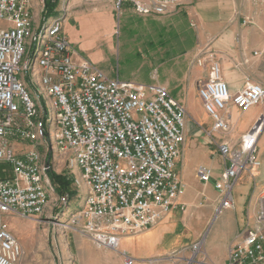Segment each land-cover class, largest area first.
Here are the masks:
<instances>
[{
	"label": "built area",
	"instance_id": "built-area-1",
	"mask_svg": "<svg viewBox=\"0 0 264 264\" xmlns=\"http://www.w3.org/2000/svg\"><path fill=\"white\" fill-rule=\"evenodd\" d=\"M104 1L118 10L129 4L145 16L168 15L185 4ZM73 53L60 18L44 16L37 22L33 0H0V214L17 213L42 224L41 216L54 206L49 204L56 192L50 172L61 157L77 169L74 183L82 198L79 209L62 221L70 201L61 197L59 210L49 214L53 223L64 222L99 248L116 251L123 237L151 229L178 207L183 184L176 164L188 114L164 87L110 78L87 59L74 61ZM203 55L206 60L198 63L208 62L207 77L198 95L211 120L204 134L224 164L213 184L219 193L217 216L233 208L232 190L241 175L261 166L257 144L264 116L232 142L228 111L245 112L263 103L264 89L246 79L232 93L215 54L206 50ZM195 176L209 183L213 173L199 166ZM203 245L204 238L197 239L169 257L177 264H214ZM21 254L18 240L0 225V264H17ZM122 255L124 264H134ZM223 264H264V186Z\"/></svg>",
	"mask_w": 264,
	"mask_h": 264
},
{
	"label": "rangeland",
	"instance_id": "rangeland-1",
	"mask_svg": "<svg viewBox=\"0 0 264 264\" xmlns=\"http://www.w3.org/2000/svg\"><path fill=\"white\" fill-rule=\"evenodd\" d=\"M40 1L33 0L34 19L37 22L42 21L47 11L44 0L43 3ZM196 1L198 0H190V3L193 5ZM201 1L205 4L209 0ZM49 5L52 8L49 19H61L63 32L74 51L73 57L87 59L110 78L156 83L164 87L185 106L188 120L196 128L200 127L202 135L208 141L204 131L209 130L211 120L205 114L198 95V90L207 77L208 65L207 61L201 65L198 61L206 58L203 52L208 48L202 45L198 35L199 24L190 13L187 14L185 9L180 8L168 15L145 16L135 12L129 4L124 3L118 10L104 0H50ZM42 7L43 10L40 11ZM17 77L22 78L20 73ZM25 80L27 92L32 95L34 88L27 77ZM262 104L264 102L257 104L256 110L261 109ZM230 109L233 129L229 137L235 142L239 139L242 128L251 120L253 111L237 114ZM203 146L206 150L213 148L217 151L208 142ZM203 160L220 174L224 165L221 157L216 153H208ZM182 166L183 170L188 169L187 160ZM54 172L72 178L71 188L75 194L70 197L68 192L56 191L49 202L54 204L53 208L43 213L46 216H41L42 224L17 213L0 214L1 224L12 232L22 247L17 264H124L122 254L133 258L134 264H177L175 259H170L171 253L156 258L149 257L159 253L158 251L180 249L191 242L199 227L201 230L198 239L204 238V253L210 260V256L216 260L223 247L229 246L243 227L248 217L246 211L250 197L261 184L264 185V176L258 173L259 169L251 174L244 173L232 190L234 209L224 210L216 217L214 212L205 225L199 224V217L193 214V218H189L192 222L187 228L182 226L181 218L188 215L191 209L187 207L184 212L173 210L168 215L169 224L166 223V227L169 230H165L167 233L163 234V244L158 245L156 235L148 234L152 227L123 237L118 249L113 251L99 248L92 239L64 222L53 223V218L50 217L52 215L49 214L56 212L53 210H59L61 197L66 196L67 201H70L68 209L60 215L62 221L79 209L82 198V194L78 195L80 188L74 183V179L79 176L74 166L58 157ZM185 182L183 198L199 189L197 180L192 176L185 177ZM213 192L217 194L215 190ZM242 199L243 204H240ZM10 221L18 223V227H13Z\"/></svg>",
	"mask_w": 264,
	"mask_h": 264
},
{
	"label": "crops",
	"instance_id": "crops-1",
	"mask_svg": "<svg viewBox=\"0 0 264 264\" xmlns=\"http://www.w3.org/2000/svg\"><path fill=\"white\" fill-rule=\"evenodd\" d=\"M181 9H185L187 14L190 13L199 24L198 35L201 38L202 45L215 54V59L219 62L221 68L223 80L227 83L232 93L238 91L246 79L260 84L264 89V0H209L205 4L198 0L193 5L190 0H185V4ZM255 52L262 54L254 55ZM73 59L74 61H79L80 58L75 56ZM261 107V109L256 110L257 105H255L249 109L253 111V114L251 120L242 128L240 137L254 124L260 115L264 114V104ZM231 109L235 110L237 114L241 112L235 107H231ZM230 122H232L231 115ZM197 125L200 126V124ZM183 133L184 142L181 147V156L176 164V171L182 181L183 189L178 198V207L174 211L184 212L187 207L191 209L188 215L181 218L182 226L187 228L192 222L189 218H193L191 217L193 214L199 217V224L203 225L207 224L210 217L214 214L218 206L219 193L214 189L213 184L222 171L218 174L213 170L210 163L207 161L203 162L206 154L216 153L218 156L219 154L213 148H211L212 150L204 148L203 145L208 141L202 135L200 127L196 128L194 123L187 118ZM257 146L258 157L262 162L258 173L264 176V128ZM186 160L188 169L183 170L182 165ZM199 166H205L212 171L213 178L210 181L212 186L209 184L210 182L201 183L196 178L195 172ZM190 176L197 180L199 189L183 198L186 187L185 177ZM263 186L261 184L250 197L246 216L252 217L255 213L259 189ZM212 190H215L217 194L212 193ZM233 204H235L234 198ZM240 204H243V199ZM182 207H184V210H182ZM231 209H234V206ZM168 215L148 232V234L152 233V236L156 235L158 245L163 244L161 243L164 239L163 234L169 230L166 227ZM0 225H2L1 222ZM12 225L13 227H18V223H12ZM199 230H201V227L196 229L191 242L181 246V248L197 240L200 233ZM10 233L12 234V232ZM227 248L228 246L223 247L220 257L216 260L210 256L214 264H223L225 262ZM177 250V248H173L163 252L158 251L159 253L151 255L149 258L161 257Z\"/></svg>",
	"mask_w": 264,
	"mask_h": 264
},
{
	"label": "trees",
	"instance_id": "trees-1",
	"mask_svg": "<svg viewBox=\"0 0 264 264\" xmlns=\"http://www.w3.org/2000/svg\"><path fill=\"white\" fill-rule=\"evenodd\" d=\"M50 0H44V5L47 11L45 12V17H50V12H52V8L49 5ZM50 178L53 183L56 185V191L59 193L68 192L70 197L74 196L75 191L71 188L72 187V178L66 176V174H56L55 172H50ZM70 188L72 190H70Z\"/></svg>",
	"mask_w": 264,
	"mask_h": 264
}]
</instances>
